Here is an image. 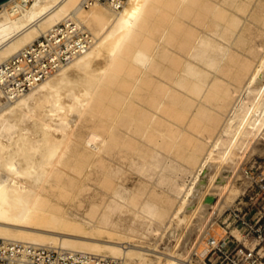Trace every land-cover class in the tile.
<instances>
[{
  "label": "bare ground",
  "instance_id": "obj_1",
  "mask_svg": "<svg viewBox=\"0 0 264 264\" xmlns=\"http://www.w3.org/2000/svg\"><path fill=\"white\" fill-rule=\"evenodd\" d=\"M120 5L0 3V239L120 264H204L241 162L264 140V0ZM71 22L87 47L14 88L21 55L61 24L68 37ZM151 25L153 43L141 40Z\"/></svg>",
  "mask_w": 264,
  "mask_h": 264
},
{
  "label": "built area",
  "instance_id": "obj_2",
  "mask_svg": "<svg viewBox=\"0 0 264 264\" xmlns=\"http://www.w3.org/2000/svg\"><path fill=\"white\" fill-rule=\"evenodd\" d=\"M91 1L116 9L125 2ZM68 26L71 28L68 37L62 35L67 26L61 24L59 29H54L57 31L54 36L42 37L21 55L25 67L15 75L14 88L18 84L20 91H26L55 72L58 64H65L75 52L87 47V34L80 32L72 22ZM8 65H19L18 57ZM240 176L245 182L240 195L217 218L220 233L208 235L204 240V264H264V167H240ZM193 256L197 258L195 253ZM87 261L90 264H120L111 258L95 259L93 255L80 252L0 239V264H86Z\"/></svg>",
  "mask_w": 264,
  "mask_h": 264
},
{
  "label": "rangeland",
  "instance_id": "obj_3",
  "mask_svg": "<svg viewBox=\"0 0 264 264\" xmlns=\"http://www.w3.org/2000/svg\"><path fill=\"white\" fill-rule=\"evenodd\" d=\"M152 27H150L149 29H147V31L145 32V34H144V36H142V38H141V40H147V41H150V42H152L153 43V41H154V39H155V37H156V33H155V31L153 30V25H151ZM255 40H257V41H260L261 40V38H257V39H255ZM263 40V39H262ZM149 53L150 54H153L152 53V51L150 50L149 51ZM194 111V109H192V112ZM187 115H189V114H187ZM264 141V140H263ZM263 141H261V142H259V143H257L256 144V146H255V149H254V151H252L251 153H247L245 156H244V158H243V160H242V164H241V167H264V142ZM90 172H89V171ZM87 171L89 172V173H91V167L90 168H88L87 169ZM127 177L129 178V180H128V184L132 187L133 185H134V183L136 182V181H134V176L133 175H127ZM189 178L190 177H188V178H186L187 180L186 181H188L189 180ZM89 181H88V185H89V187H88V190L87 191H85V192H83L82 193V196H81V198L79 199V201H80V203L82 204V206H81V209H80V207L78 208V213H80V214H82L81 212H83V211H85L86 210V208L88 209V207H89V205H88V202H91L90 200H91V176L89 177V179H88ZM234 189L236 190V192H237V195L235 196V199L240 195V193H241V190H242V188L244 187V185H245V182H244V180L241 178V176H240V169H239V173L237 174V177L235 178V181H234ZM235 199L234 200H229V202L227 203V206L226 207H224L223 208V210L222 211H224V209H226L227 207H229L230 205H232V204H234V201H235ZM84 213V212H83ZM129 216V217H128ZM126 215V216H122V218H120L121 219V221H120V223L122 224V226L125 228L126 226H128L129 224H131V216L130 215ZM219 216H217V218H218ZM217 218L215 217V219H214V222H216L217 221ZM125 220V221H124ZM211 233H210V235H214V234H216V233H220V230L218 229V227H217V225L216 224H214V226H213V228H211ZM139 233H141V230L139 231ZM157 234H150V235H146L147 236V238H143V239H141V236L139 235V237L138 236H132L131 234H128V237L130 236H132V238L131 239H129V240H123L124 242H128L127 244H129L130 242L131 243H137V244H141V245H143V246H148L149 244H152L153 242H155V241H157L158 239V235L156 236ZM103 238H105V236H103ZM156 239V240H155ZM104 240H106V239H104ZM155 240V241H154ZM166 241V240H165ZM163 240L160 242H158L157 241V244H158V246L160 247V248H162L163 247ZM126 245V244H125ZM204 245V244H203ZM203 245L201 246V248L199 249V253H200V255L203 257V255H204V252H205V250H204V248H203ZM194 259H196L195 257H194ZM197 260H199L198 258H197ZM196 260V261H197Z\"/></svg>",
  "mask_w": 264,
  "mask_h": 264
},
{
  "label": "water",
  "instance_id": "obj_4",
  "mask_svg": "<svg viewBox=\"0 0 264 264\" xmlns=\"http://www.w3.org/2000/svg\"><path fill=\"white\" fill-rule=\"evenodd\" d=\"M5 1H7V0H0V3H3V2H5Z\"/></svg>",
  "mask_w": 264,
  "mask_h": 264
}]
</instances>
